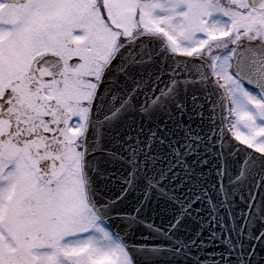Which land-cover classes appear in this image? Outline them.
<instances>
[{
    "label": "snow or ice",
    "instance_id": "obj_1",
    "mask_svg": "<svg viewBox=\"0 0 264 264\" xmlns=\"http://www.w3.org/2000/svg\"><path fill=\"white\" fill-rule=\"evenodd\" d=\"M245 186L212 264H264V0H0V264H185Z\"/></svg>",
    "mask_w": 264,
    "mask_h": 264
},
{
    "label": "water",
    "instance_id": "obj_2",
    "mask_svg": "<svg viewBox=\"0 0 264 264\" xmlns=\"http://www.w3.org/2000/svg\"><path fill=\"white\" fill-rule=\"evenodd\" d=\"M204 158L210 162L206 165L197 167L200 171L197 172V178L199 183L197 188L208 189L210 193L213 191V187L217 182V157L216 151L212 150L207 153ZM248 192L247 186L244 187L243 195L240 190L237 189L232 196V207L227 210V217H225L223 210H221L220 223L223 224L227 219L229 227L232 229L229 233V228L220 229L219 225L211 226L209 222V212L211 209L205 203L203 206L194 205V207H200V213L196 218L185 217L182 221V227L176 233L175 238L182 244L188 245L187 251L190 253V258L186 259L185 264H212L213 260L219 261L220 257L225 254V250L233 244L242 245L243 249L249 248V242L252 239V231L254 228L259 227L258 224L250 226L248 229L239 228V217L245 209V201L243 196H246ZM101 203V201H97ZM212 203H216V198L213 196ZM233 210L235 216H233ZM177 213L176 210L171 211L168 216L174 217ZM155 215V213H153ZM168 216H164L163 219H167ZM156 222L162 223L161 217H156ZM264 232V229H261ZM216 232L219 238H214L212 233ZM222 232V235H221ZM243 233V235H241ZM227 237V238H225ZM135 238H130L134 240ZM257 261L264 259V250L257 249L256 258Z\"/></svg>",
    "mask_w": 264,
    "mask_h": 264
}]
</instances>
